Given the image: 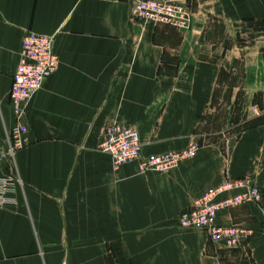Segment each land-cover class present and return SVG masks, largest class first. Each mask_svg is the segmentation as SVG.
Segmentation results:
<instances>
[{"label":"crops","instance_id":"0c3cea01","mask_svg":"<svg viewBox=\"0 0 264 264\" xmlns=\"http://www.w3.org/2000/svg\"><path fill=\"white\" fill-rule=\"evenodd\" d=\"M134 1L0 0V173L18 181L0 206V264H264V201L218 214V225L252 231L238 249L180 225L228 178H252L264 197V121L226 134L237 98L264 116V0H184L182 31L135 21ZM27 30L54 37L60 64L11 158L10 91ZM211 111L217 135L201 133ZM112 123L138 130L143 158L194 155L164 173L115 167L100 149Z\"/></svg>","mask_w":264,"mask_h":264},{"label":"built area","instance_id":"2783aa9c","mask_svg":"<svg viewBox=\"0 0 264 264\" xmlns=\"http://www.w3.org/2000/svg\"><path fill=\"white\" fill-rule=\"evenodd\" d=\"M190 15L184 0H135L131 6V16L135 21L145 25H168L180 31L187 29ZM59 64L54 52V37L31 30L24 33L10 91L15 122L7 138L9 157L13 158L22 144L26 132L24 119L31 100L45 81L56 73ZM1 143L0 137V171ZM100 149L112 158L115 167L141 161L142 171L164 173L191 159L195 146L180 152L143 158V143L138 130L132 125L112 123L104 131ZM17 184L15 178L0 173V206L14 202ZM263 201V194L252 178H228L198 199L192 210L182 213L180 225L183 229H202L213 243L227 249H238L253 236L252 231L243 225H218V214L246 205H261Z\"/></svg>","mask_w":264,"mask_h":264},{"label":"rangeland","instance_id":"374dc122","mask_svg":"<svg viewBox=\"0 0 264 264\" xmlns=\"http://www.w3.org/2000/svg\"><path fill=\"white\" fill-rule=\"evenodd\" d=\"M233 82L236 85H238V86H240L242 84V79H241V76L239 74V71L237 72V75L234 78ZM224 94L227 95V98H228V95L230 93L229 92H227V93L225 92ZM222 95H223V89L221 88L219 93H217V96H218L217 101H219V100L221 101ZM242 102H243V97H240V98H237L236 105L235 106L233 105V107H234L233 108L234 109L233 121L230 124L229 130L226 131L227 136H228V133L235 134L237 132H241L242 128H243L241 126H244L245 124H247V125H245L244 128H245V130H247L248 128L253 127V126H257L256 124H259L260 122L264 121V116H262L261 113L257 109H254L253 107H247L246 108V113L243 112ZM219 109H220V114L223 113L224 115H225V112L229 111V108L227 107V103H225V102H223L222 104L217 106V110L218 111H219ZM256 115L258 116V119L256 121L254 120L255 122H250V121L247 122L246 121L248 119V117H253V116H256ZM215 116H217V112L216 111L215 112L211 111V112H209L207 114V116H206L207 123L203 124L202 129H201V133H205L207 131H208L207 133H209L211 131V133H214L215 135H217L218 131H217L216 125H215L216 124ZM242 118H244L243 119V121H244L243 123H242ZM214 137H216V136H214Z\"/></svg>","mask_w":264,"mask_h":264},{"label":"trees","instance_id":"16d2710c","mask_svg":"<svg viewBox=\"0 0 264 264\" xmlns=\"http://www.w3.org/2000/svg\"><path fill=\"white\" fill-rule=\"evenodd\" d=\"M233 81H234V79L231 81V85H232V86H236V84H235ZM255 121H256V120H255ZM255 121H252V122H255ZM250 122H251V121H250ZM250 122H249V123H250ZM233 123H234V122H233ZM245 125H247V124H245ZM245 125H244V126H241V127H243L241 132H237V133H235V134L240 135V134L245 130V128H244ZM207 132H208V131H207ZM210 132H211V131H210Z\"/></svg>","mask_w":264,"mask_h":264}]
</instances>
